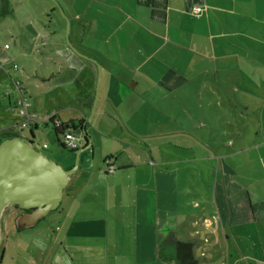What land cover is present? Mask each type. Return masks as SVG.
Returning <instances> with one entry per match:
<instances>
[{
  "label": "crops",
  "instance_id": "1",
  "mask_svg": "<svg viewBox=\"0 0 264 264\" xmlns=\"http://www.w3.org/2000/svg\"><path fill=\"white\" fill-rule=\"evenodd\" d=\"M76 1L68 44L54 24L44 32L58 10L42 0L27 39L17 36L26 49L0 60V89L14 82L27 106L28 92L51 93L30 116L89 120V141L62 168L87 150L44 229L16 208L9 234L3 210L0 264L11 241L17 264H176L160 247L169 234L192 245L196 264H264V0H88L80 11ZM31 229L44 233L39 247L19 250Z\"/></svg>",
  "mask_w": 264,
  "mask_h": 264
},
{
  "label": "rangeland",
  "instance_id": "2",
  "mask_svg": "<svg viewBox=\"0 0 264 264\" xmlns=\"http://www.w3.org/2000/svg\"><path fill=\"white\" fill-rule=\"evenodd\" d=\"M42 0H7V2H9L8 5L9 8L11 9H15L16 12L13 13L12 15L9 14H1L0 13V60L7 62L8 64H13L12 63V53L15 52L16 50H20L21 48L26 49L25 46L21 47V42L18 39V35L21 32V37H24V39H27V30H24L23 24L24 23H28V16L32 15V13L34 15H38V10L39 8L41 9L42 7L38 8V4L41 5ZM57 4L58 2L56 0H54ZM71 0H61L62 4H58L61 12H59L56 14L54 20V23H50L54 24V28L55 26L59 28V32L60 34L55 36L56 40H59V43L61 42L63 43H67L69 41V37L67 35V24H66V20L64 17H66V19L69 21V18L64 15L67 11L68 5L70 3ZM88 0H77L75 3V8L80 11L83 8H85V6L87 5ZM47 5L49 6L50 4L47 2ZM54 5V3H53ZM48 6H46V8H48ZM51 6V5H50ZM55 6V5H54ZM56 7V6H55ZM42 9H45L44 7ZM1 10V8H0ZM14 10V11H15ZM33 10H37V12H32ZM63 14V15H62ZM42 19L43 21H48V19L42 15ZM102 20H106V18L102 19ZM55 21H57V23H55ZM48 23V22H47ZM46 23V24H47ZM49 26V25H48ZM69 29V28H68ZM52 30V25L51 27H45L44 32L46 33H51ZM69 31V30H68ZM55 35V34H54ZM23 39V40H24ZM6 44L10 47V50H4L3 49V45ZM25 45V44H24ZM39 56V55H38ZM36 61V60H35ZM24 62L21 63H17V65L22 66ZM36 66H39L40 63L38 60L36 62ZM25 69L28 71L27 68V62H25L24 64ZM40 69V68H39ZM12 75L14 74V71H11ZM7 89L9 91H11V103H10V109L7 108L6 104H5V99H4V90ZM0 89V98L2 99L3 105L2 107H0V130L5 127L6 125L12 124L15 125L17 122H20L21 120H23L24 118L19 117L18 115V109H13L12 107V103H14V100L16 99L17 93L14 90V82L12 83V81L7 82L6 84V88ZM79 90H77L78 92ZM49 92H47L45 90V87H40L38 91L33 90L32 93L28 92L27 95L30 96V99L28 101L29 106L26 107V114H32V112H37L38 114H40L41 116V110H44L46 108V105L48 104V102H52V99L49 101V97H50ZM1 102V101H0ZM56 104H58V100L56 99ZM37 108V110H36ZM31 112V113H30ZM39 116V115H38ZM41 120V119H39ZM12 125V126H13ZM7 130H14V127L7 128L4 131ZM27 133V130L23 131V134ZM78 140L82 143V137L78 136L77 137ZM61 140V138H59V141ZM42 144H46L48 146L47 150H42L41 146ZM33 147L41 152L45 157H47L49 160H51L52 162L60 165L61 167L65 166V163L67 161V163L71 160V153L68 150H65L63 148H61V146L59 145V143L56 140V137L54 135V133L52 131H50L49 129L43 127L40 125V127L38 128V130L35 132L34 135V139H33ZM68 158V159H67ZM9 209L7 213L4 215V218L2 219V227L3 229H6V231H8L9 234L13 233V230H15V223H16V217L12 216V213L16 210V207L12 206V207H8ZM15 209V210H14ZM14 210V211H13ZM54 212V211H52ZM52 212H50L49 214H52ZM11 214V215H10ZM46 218V217H45ZM45 218H43L44 220H42L40 222V225H38L36 227V229H44V226L47 224V220L45 221ZM29 233L32 232V229L28 231ZM34 232V231H33ZM30 233L29 235H27V232L24 235L19 236V240L18 243L19 245V250L20 247H26L28 245V241H30V239H35L33 240L34 243V247L38 248L41 242V238L43 236V232L39 235H35V236H31ZM22 247V248H23ZM9 253L12 255L7 262L5 261L6 264H17L14 258V255L16 254V245L13 244V242L11 241L9 243V247H8ZM22 252V251H21ZM24 257H26L27 255L25 254V252H22ZM19 264H34V263H28V261L22 260L20 261Z\"/></svg>",
  "mask_w": 264,
  "mask_h": 264
},
{
  "label": "water",
  "instance_id": "3",
  "mask_svg": "<svg viewBox=\"0 0 264 264\" xmlns=\"http://www.w3.org/2000/svg\"><path fill=\"white\" fill-rule=\"evenodd\" d=\"M61 12L54 0H48ZM62 13V12H61ZM63 15V14H62ZM66 20L68 28V20ZM97 96V90H96ZM93 104L92 112L94 110ZM83 121L74 131L76 136L88 140ZM87 150H79L74 159L73 168L64 170L37 151L30 137H14L0 142V218L7 207L30 212L36 219L44 218L59 206L63 190L79 163V155Z\"/></svg>",
  "mask_w": 264,
  "mask_h": 264
},
{
  "label": "trees",
  "instance_id": "4",
  "mask_svg": "<svg viewBox=\"0 0 264 264\" xmlns=\"http://www.w3.org/2000/svg\"><path fill=\"white\" fill-rule=\"evenodd\" d=\"M7 0H0V13L5 15L6 13V7H7ZM13 67V65H12ZM41 126L49 129L52 131L56 137L57 142L59 143V137L68 129L73 128L74 125L80 126L78 122H69L64 123L62 122L56 113H51L46 115L44 119H36V118H30L27 123L25 124V130H27L26 137H30V139L33 142L35 132L38 130V128ZM18 124H16V128L13 130H7V131H0V142L4 139H10L14 137H19L20 128L17 129ZM17 129V133L16 132ZM23 133V132H22ZM23 139L25 137L21 135ZM60 145V143H59ZM61 146V145H60ZM61 148H63L61 146ZM73 152V151H72ZM160 247H171L174 250V260L176 264H196L195 259L193 258L192 253V245L190 243H184L179 242L175 239L173 234L167 235L160 243Z\"/></svg>",
  "mask_w": 264,
  "mask_h": 264
},
{
  "label": "built area",
  "instance_id": "5",
  "mask_svg": "<svg viewBox=\"0 0 264 264\" xmlns=\"http://www.w3.org/2000/svg\"><path fill=\"white\" fill-rule=\"evenodd\" d=\"M202 9L200 7H195L192 9V14H194L196 17L201 13ZM8 45H4V49H7ZM14 70H17V66L13 65L12 67ZM16 92H17V96L16 99L14 100V105H13V109H18V115L19 117L24 118L23 120H21L20 122H18V126L17 129L21 130L20 134L22 135L23 131L25 130V124L27 123V121L30 118H34L33 116L27 115L26 114V107H27V103H26V99L24 96V92L16 85ZM19 127V128H18ZM14 128H16V125L14 126ZM17 129L16 132L17 133ZM77 129V125H74L73 128H70L68 130H66L59 138H61V140L59 141L60 145L63 147V149L68 150V151H77L79 148V144L80 141L78 140V136H76L74 134V131ZM21 135H19L20 137H22ZM23 136L25 138L26 134H23ZM33 144V142H32ZM48 146L46 144H42L41 149L42 150H47ZM106 168V171L112 172L113 169L110 166L111 164V160L107 159L104 162Z\"/></svg>",
  "mask_w": 264,
  "mask_h": 264
}]
</instances>
